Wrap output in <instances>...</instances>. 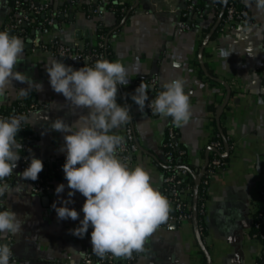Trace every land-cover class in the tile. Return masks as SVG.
Here are the masks:
<instances>
[{
	"label": "crops",
	"instance_id": "crops-1",
	"mask_svg": "<svg viewBox=\"0 0 264 264\" xmlns=\"http://www.w3.org/2000/svg\"><path fill=\"white\" fill-rule=\"evenodd\" d=\"M48 1L55 9L64 10L53 25L40 28L29 24L25 32L9 31L25 42L23 59L15 70L42 83L43 88H31L27 96H21L20 88L28 85L13 80L0 108L38 105L28 113L22 129L32 133L30 157L43 161L41 173L48 184L44 193L34 192L30 180L16 175L23 171L20 160L7 178L10 184L25 185L23 192L5 197V207L15 211L22 222L21 232L0 237V243L13 250L12 264H81L88 254L100 256L92 249L91 226L83 237L70 231L83 218L86 198L78 191L71 197L73 203L68 206L80 212L77 220L58 219L52 207L54 201L59 205L61 198L68 199L69 189L62 168L64 133L51 129V122L63 118L71 124L87 109L74 108L52 89L48 62L56 58L70 64L37 43L57 39L93 47L102 34L107 37V60H120L129 76L126 85H118L117 103L129 106L132 119L128 123L139 145L132 160L126 162L130 167L142 165L153 186L164 194L161 164L170 127L186 151V161L197 170L209 158L218 128L225 129L233 144L224 152L227 169L208 185L204 234L196 220L180 227L158 225L145 238L136 258L130 261L128 256L127 264H264V243L253 235L259 191L264 185V12L258 11L252 0H243L254 24L239 23L235 29L221 30L218 0H205L204 6L194 0H168L173 8L166 0ZM15 4V0H0V30L15 17ZM93 8H99L102 15H91ZM186 24L191 27L185 28ZM103 29L107 34L101 33ZM154 75L161 86L176 77L185 80L192 113L188 122L177 126L171 117H161L147 107L141 111L131 99L133 83ZM126 125L116 130L124 138ZM17 139L22 143L20 131ZM60 183L66 187L57 194ZM122 260L118 256L117 264Z\"/></svg>",
	"mask_w": 264,
	"mask_h": 264
},
{
	"label": "clouds",
	"instance_id": "clouds-1",
	"mask_svg": "<svg viewBox=\"0 0 264 264\" xmlns=\"http://www.w3.org/2000/svg\"><path fill=\"white\" fill-rule=\"evenodd\" d=\"M248 0H246V3ZM258 11L264 12V0H252ZM24 40L9 31L0 30V100L13 80L26 82L20 95L27 96L31 88L42 90V83L35 82L26 73L15 70L22 61ZM46 71L54 91L61 93L74 108L87 109L69 124L63 118L51 122V129L64 133L66 152L62 165L68 199L61 198L52 204L58 219L77 220L80 212L68 205L78 191L86 199L81 211L83 218L78 226L70 229L73 235L83 237L91 226L93 251L100 256H130L143 248L145 238L158 225L165 222L170 211L167 197L154 187L150 174L142 165L130 167L118 156L125 142L118 129L132 118L129 106L117 103L118 85H126L128 72L120 60L98 59L94 65L85 64L79 69L66 65L56 58L48 62ZM149 86L141 82L131 99L143 111L146 107L161 117H171L177 126L191 117L190 97L185 92V80L176 77L163 83V90L149 99ZM25 121L23 115L0 117V237L16 235L22 230L17 213L5 207V197L25 189L23 183L10 184L21 159L23 145L17 139ZM44 164L33 156L28 166L17 173L22 180L36 181ZM65 184L57 185L55 192L65 190ZM13 250L7 243H0V264H10Z\"/></svg>",
	"mask_w": 264,
	"mask_h": 264
},
{
	"label": "built area",
	"instance_id": "built-area-1",
	"mask_svg": "<svg viewBox=\"0 0 264 264\" xmlns=\"http://www.w3.org/2000/svg\"><path fill=\"white\" fill-rule=\"evenodd\" d=\"M226 5L223 7V14L219 22V28L221 30L235 29L239 23L254 24V20L248 13V10L242 5L243 0H226ZM72 2V1H71ZM15 17L10 23L5 25L4 31H12L19 33L25 32L26 27L24 25H38L40 28H45L53 25L63 13L64 10L55 9L48 0H15ZM25 4V6L23 5ZM165 4L173 8V3L166 0ZM218 7V6H217ZM176 9V7L174 8ZM91 15H102L99 8H93L90 10ZM44 16L43 21L38 20L39 16ZM191 26L186 24L185 28ZM38 46L49 51L55 56L64 58L73 67L78 65L88 64L94 65L98 59H108L107 55V37L102 34L99 42L96 46L79 47L68 45L55 39L49 44H43L38 42ZM141 82H144L149 86L148 93H152L151 98L154 99L160 91L163 90L159 84V78L154 75L149 78H140L133 83V89L135 90ZM147 107V102H146ZM38 108L37 104H30L22 109L19 106H14L11 116L23 115L26 116L33 109ZM148 108V107H147ZM150 109V108H148ZM0 117L5 116L0 114ZM26 120L22 123V128L25 127ZM225 143L222 140V136L219 132L215 133L214 138L211 141V146L214 151V156L208 161L204 172L202 173V181L198 189L196 188L195 178L199 175L200 170L194 171L185 163H177L181 161L182 157L186 154V151L181 146V143L177 137L174 127L168 129V137L164 146L165 160L163 166L166 168L163 178V191L170 204V211L168 218L160 225L165 228H170L173 225L178 227L183 226L185 223L195 220V214L198 215V226L200 232L204 234L203 218L206 214L208 207V185L212 178L218 173L225 172L227 169V161L223 160L220 156L224 154L225 149L233 147L232 139L229 134H226ZM125 142L122 149L118 150V156L124 162H130L134 157V154L139 150V145L136 141L134 129L130 123L126 125ZM23 149L21 150L22 169L24 170L30 163V138H24L22 140ZM41 172L38 175L36 181H31L32 190L36 193H44L48 189V184L42 179ZM203 185V193L199 195V188ZM254 227L258 229L254 232V237L260 239L264 243V185L259 191V200L255 210V222ZM141 251V250H140ZM140 251H133L130 255V261L134 260ZM14 262L12 257L10 264ZM117 264V256L106 253L104 256H94L88 254L81 264Z\"/></svg>",
	"mask_w": 264,
	"mask_h": 264
},
{
	"label": "trees",
	"instance_id": "trees-1",
	"mask_svg": "<svg viewBox=\"0 0 264 264\" xmlns=\"http://www.w3.org/2000/svg\"><path fill=\"white\" fill-rule=\"evenodd\" d=\"M197 1V2H196ZM194 2L196 3V5H201V6H204L205 5V0H194ZM218 2V8H217V10H218V15L221 13V9L226 5V2L227 1H225V0H218L217 1ZM23 5L25 6V4L23 3ZM43 19H44V16H39L38 17V20H40V21H43ZM25 27H28L29 25H24ZM104 31H101V33H106L107 34V31H106V29H103ZM105 35V34H104ZM108 55V54H107ZM148 95H149V97L151 98V96H152V93H148ZM19 108L20 109H22L23 107L22 106H19ZM13 111H14V109H13V107H8V108H4V109H1L0 108V114H3L4 116H5V118H7V117H10L11 116V114L13 113ZM21 134H22V137H23V139L24 138H32V133L30 132V130L28 129V128H26V129H22L21 131ZM217 132H219L220 134H221V136H222V140L224 141L225 139V136H226V131H225V129L222 127H220V128H218V131ZM22 139V140H23ZM224 143H225V141H224ZM211 148H212V146H211ZM164 149H167L166 147H164ZM212 150V152H211V154L209 155V160H211L212 159V157L214 156V151H213V148L211 149ZM220 156L222 157V159L223 160H225V161H227V156H225L224 154L223 155H221L220 154ZM185 163V164H187L191 169H193L194 171H196L197 169L195 168V167H193V166H191L187 161H186V154L182 157V159H181V161L179 162V161H177V163L179 164V163ZM162 165V167H163V169L164 170H166V168L163 166L164 164L162 163L161 164ZM41 176H42V179L45 181V178H44V174H41ZM199 195L200 194H202L203 193V185H201L200 186V188H199ZM196 216H195V220L197 221V223H198V215L197 214H195ZM258 229H256L255 227H254V232L255 231H257ZM263 232H264V229L262 230ZM254 234V233H253Z\"/></svg>",
	"mask_w": 264,
	"mask_h": 264
},
{
	"label": "water",
	"instance_id": "water-1",
	"mask_svg": "<svg viewBox=\"0 0 264 264\" xmlns=\"http://www.w3.org/2000/svg\"><path fill=\"white\" fill-rule=\"evenodd\" d=\"M221 14H223V10H222ZM220 110L222 111L223 108H221ZM208 161H209V159H207L205 165L201 168L199 175H197L196 178H195L196 188L197 189H198L199 185L201 184V181H202V173L204 172L205 167H206ZM172 227H177V226L176 225H173ZM122 257H123V260H122V263L121 264H127L128 263V256H122ZM104 264H107V263H104Z\"/></svg>",
	"mask_w": 264,
	"mask_h": 264
}]
</instances>
